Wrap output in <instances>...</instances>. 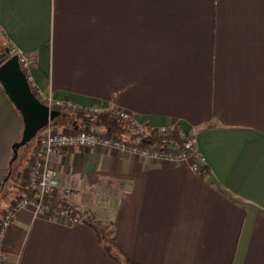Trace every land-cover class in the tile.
I'll list each match as a JSON object with an SVG mask.
<instances>
[{"label": "crops", "instance_id": "obj_1", "mask_svg": "<svg viewBox=\"0 0 264 264\" xmlns=\"http://www.w3.org/2000/svg\"><path fill=\"white\" fill-rule=\"evenodd\" d=\"M0 36L53 99L180 126L211 173L102 147L52 157L80 222L19 211L4 264H264V0H0ZM23 129L0 86V190Z\"/></svg>", "mask_w": 264, "mask_h": 264}, {"label": "built area", "instance_id": "obj_2", "mask_svg": "<svg viewBox=\"0 0 264 264\" xmlns=\"http://www.w3.org/2000/svg\"><path fill=\"white\" fill-rule=\"evenodd\" d=\"M14 56V54H12ZM19 65L25 74L31 91L35 98L50 110L57 112H80L89 116L111 115L116 120L128 125L130 128H142L139 119L123 110H110L102 104H96L89 108L77 106L70 100L58 101L46 94L42 89L35 85L31 74V66L35 59L27 55L16 54ZM176 125L151 129L150 131H159L167 135L175 129ZM184 138L183 146L180 149L170 147H151L144 141L132 142L123 140L107 131H80L77 133H57L53 128H46L36 137V146L33 150L32 161L28 173L27 188L38 192L39 197L34 201L22 198L19 202L13 204L12 208L5 214L0 222V264H4L1 253L7 230L15 218L16 214L32 206L38 217L47 219L63 220L68 224H77L80 219L76 215H68L64 210L58 209L51 211L49 204L44 201V197L54 196L58 191H73L71 188H62L56 172L49 166V158L60 156L65 152L80 149H95L98 147L114 149L122 154H130L139 158L148 160L152 164L171 163L187 165L194 172L200 173L201 166L199 162L204 159L197 152L196 140L188 137L182 132Z\"/></svg>", "mask_w": 264, "mask_h": 264}, {"label": "trees", "instance_id": "obj_3", "mask_svg": "<svg viewBox=\"0 0 264 264\" xmlns=\"http://www.w3.org/2000/svg\"><path fill=\"white\" fill-rule=\"evenodd\" d=\"M16 55V54H14ZM5 59L0 62V65L4 63ZM70 116L75 120L76 125H78L80 128H86V127H95V128H101L105 131L114 134L115 136L127 140V141H144L147 144H149L151 147H170L173 149H180L183 146L184 138L182 136V129L180 126H176L175 129L170 132L167 135L161 134L159 131H150L149 128H137L133 129L130 128L128 125L116 120L111 115H102V116H89L85 113H81L79 115H74L69 112L63 113L60 112V117L56 119L49 127L50 128H56L57 126H64L67 123L66 122H58L62 118ZM64 121V120H62ZM36 141V139L30 143L29 148L31 145ZM25 149V148H24ZM21 149L19 151V157L18 160L14 163H10L8 174L3 182V185L1 186L0 190V211L3 208L4 203L8 200L9 196L13 195L15 192L18 194H21L23 197L34 200L37 198L38 194L35 191H32L30 189L24 188L20 181V172H18V168L21 165ZM199 175L202 178L208 177L211 175L210 170L208 167L203 166L201 167V172ZM15 176V177H13ZM11 183V184H10ZM44 201L49 204L51 211L55 212L58 209L64 210L68 215H72L74 211L76 210V206L71 203L69 198L62 197L60 195L56 196H50V197H44ZM84 222H86L84 220ZM99 234L100 240L102 243H104L103 236ZM112 237L110 241L107 242V251L111 258L115 259L118 263H120L119 257H117L119 251L118 247L115 242V238L113 234H111ZM111 242V243H109ZM120 254V253H119ZM120 264H135L128 260H124Z\"/></svg>", "mask_w": 264, "mask_h": 264}, {"label": "water", "instance_id": "obj_4", "mask_svg": "<svg viewBox=\"0 0 264 264\" xmlns=\"http://www.w3.org/2000/svg\"><path fill=\"white\" fill-rule=\"evenodd\" d=\"M0 57L2 59L8 57L0 65V86L20 113L24 125L21 140L13 146L11 163H14L18 160L19 151L27 148L43 130L58 119L60 112L50 110L35 98L21 70L18 56H12L10 50L6 49Z\"/></svg>", "mask_w": 264, "mask_h": 264}, {"label": "rangeland", "instance_id": "obj_5", "mask_svg": "<svg viewBox=\"0 0 264 264\" xmlns=\"http://www.w3.org/2000/svg\"><path fill=\"white\" fill-rule=\"evenodd\" d=\"M6 49H9L10 50V48H8L6 46V42L4 41V39L0 36V56L2 54H4V52H5ZM6 59H8V57ZM71 114L79 115L81 113L80 112H73ZM62 120H64V121H62ZM62 120L60 119L58 122H60V123L61 122H66L67 124L64 125V126H62V127L61 126H57L56 128L53 127V130L55 132H57V133H77V132H80V131H97V132L105 131L104 129L95 128V127L80 128L78 125H76L75 120L72 117H70V116H67L64 119L62 118ZM138 141H140V140H136L134 142H138ZM34 143H35V146H36V141ZM33 144L31 145L30 148H29V146H30L29 145L27 148L23 149L21 151V153H20L21 156H22V160H21V165L18 168V172H20V174H21L20 177H19V181H20L21 185L24 188H27V184H28L27 177H28V173H29V170H30L29 168L31 166L30 163L32 161L31 159H32V155H33V150L35 148V146L33 147ZM32 147H33V150H32ZM31 150H32V152H31ZM30 153H31V156H30ZM53 157H55V156H53ZM51 159H52V157L49 158V166H50L51 169H53L56 172V174L58 176V173H57L56 169L53 168L52 165H51ZM27 160H29L28 161L29 164L27 166L28 169L26 171H24L25 173H23V169L25 167V164H26ZM22 173H23V175H22ZM13 177H15V176H13ZM58 179H59V177H58ZM59 183H60V185H61L62 188H66V189L71 188L69 186L62 185L61 182H60V180H59ZM71 189L73 191H70L69 193L67 191H60L59 190L56 195H60L62 197H66V198H70V199H71V197L78 196L77 192H74V189L73 188H71ZM36 193L38 194V192H36ZM56 195H54V196H56ZM81 196L82 195H80V197ZM38 197H39V194H38L37 198ZM83 197H84V199L82 200V203L83 202L88 203L87 205L89 207H90V203H91V205L94 208L104 207L106 205V203H107L106 201H110L111 202V200L104 199L103 195L101 193H99V192H91V194H89L88 197H86L85 195H83ZM22 198H25V197H23L21 194H18L17 192H15L13 195L9 196L8 200L6 201V203H4L3 208L0 211V222L3 219V217L5 216V214L12 208L13 204H15L16 202H19ZM36 199H34V200H36ZM34 200H29V201H34ZM112 204H113V202L111 203V205ZM93 207H90V208L93 209ZM97 210H99V209H97ZM73 215H74V213H73ZM13 220H12V222H13ZM105 223L106 224L100 226L101 227L100 229H101V232L103 233V235H106L107 240L110 241V239L112 237V235H111L112 233H111V229H110V224H109V222H105ZM109 243H111V242H109Z\"/></svg>", "mask_w": 264, "mask_h": 264}, {"label": "flooded vegetation", "instance_id": "obj_6", "mask_svg": "<svg viewBox=\"0 0 264 264\" xmlns=\"http://www.w3.org/2000/svg\"><path fill=\"white\" fill-rule=\"evenodd\" d=\"M3 60H4V59H2V58L0 57V62L3 61Z\"/></svg>", "mask_w": 264, "mask_h": 264}]
</instances>
